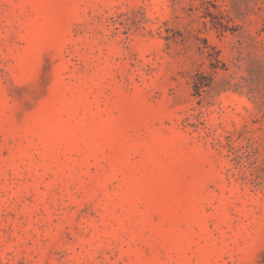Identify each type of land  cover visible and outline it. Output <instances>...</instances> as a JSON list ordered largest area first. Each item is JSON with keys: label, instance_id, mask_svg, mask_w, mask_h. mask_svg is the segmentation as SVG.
Here are the masks:
<instances>
[{"label": "rangeland", "instance_id": "obj_1", "mask_svg": "<svg viewBox=\"0 0 264 264\" xmlns=\"http://www.w3.org/2000/svg\"><path fill=\"white\" fill-rule=\"evenodd\" d=\"M0 264H264V0H0Z\"/></svg>", "mask_w": 264, "mask_h": 264}]
</instances>
